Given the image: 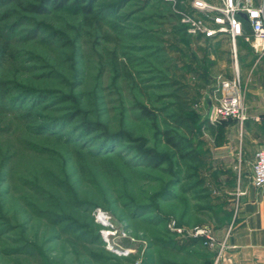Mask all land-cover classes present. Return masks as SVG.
<instances>
[{"label":"rangeland","instance_id":"rangeland-1","mask_svg":"<svg viewBox=\"0 0 264 264\" xmlns=\"http://www.w3.org/2000/svg\"><path fill=\"white\" fill-rule=\"evenodd\" d=\"M22 1L0 0V81L12 101L0 112V264H99L89 249L106 264H195L186 243L205 245L172 231L168 221L208 224L211 205L229 188L219 146L234 120L209 119L208 101H218L222 80L237 72L242 98L264 82L263 68L238 64L237 71L228 40L189 34L161 0H94L102 24L96 32L76 0L60 9ZM174 78L188 86L201 126L194 141L206 149L188 191L161 132L172 102L166 83ZM143 107L157 118H146ZM82 121L100 128L84 138ZM135 146L169 161L145 164ZM163 191L168 195L159 196ZM63 218L78 231H65Z\"/></svg>","mask_w":264,"mask_h":264},{"label":"crops","instance_id":"crops-1","mask_svg":"<svg viewBox=\"0 0 264 264\" xmlns=\"http://www.w3.org/2000/svg\"><path fill=\"white\" fill-rule=\"evenodd\" d=\"M258 3L264 4V0H258ZM248 35L250 33L245 32V35L237 38L238 64L264 70V51L254 47L246 38ZM213 40H228L229 53L235 62L231 37L220 35ZM248 90L241 98L247 119L243 123L236 120L230 122L225 129L226 140L219 146L226 160L220 158L222 161L218 164L224 165L229 172L226 177L229 188L218 193L215 205H211V209L215 210L208 224L214 228L218 246L223 245L224 250L217 261L219 247L204 246L198 249L196 244L186 243V247L194 253L195 264H264V185L257 186L252 181L256 152L264 150V82ZM211 101L215 104L217 99ZM200 149L202 156L206 151L204 143ZM219 174L217 172L215 176L219 177ZM194 241L203 245L200 240Z\"/></svg>","mask_w":264,"mask_h":264},{"label":"built area","instance_id":"built-area-1","mask_svg":"<svg viewBox=\"0 0 264 264\" xmlns=\"http://www.w3.org/2000/svg\"><path fill=\"white\" fill-rule=\"evenodd\" d=\"M180 16L181 23L189 34L215 39L220 35L231 37L232 53L238 71L237 38L245 35V23L241 13L247 14L250 35L246 38L253 46H262L264 51V4L256 0H165ZM241 77L237 72L230 79L222 80V94L214 104L211 120H236L243 123L247 119L245 107L238 90ZM252 181L257 186L264 185V150L256 152L252 170ZM172 231L200 240L209 248L219 247L217 261L222 255L224 246H218L219 240L210 224H197L192 227L181 226L175 219L168 221Z\"/></svg>","mask_w":264,"mask_h":264},{"label":"trees","instance_id":"trees-1","mask_svg":"<svg viewBox=\"0 0 264 264\" xmlns=\"http://www.w3.org/2000/svg\"><path fill=\"white\" fill-rule=\"evenodd\" d=\"M4 3H16V4H22V0H1V2ZM78 2L80 11L83 15L84 23L87 27L90 28V30H93L94 32L98 31V28L102 26L101 22L99 21L97 15H95V6H94V0H76ZM70 0H43V4H51L54 6V8L60 9L66 6ZM163 3L170 4L169 2H166L165 0H161ZM258 2V1H256ZM171 5V4H170ZM28 10L32 12H44L45 7L43 8V5H30L28 6ZM176 13V12H175ZM178 16V20L180 21V16L176 13ZM245 23V30L247 33H250V27L247 23L246 19H243ZM180 25L183 27V30L186 31L185 26L179 22ZM201 39L205 40H213L210 38H203L202 36H198ZM239 41V40H238ZM239 46V42H238ZM115 65L117 66V58L115 55L112 56ZM166 86L170 90V97L172 98V102L169 104V106L164 109L165 111V117L164 120L167 124V129L162 130V138L167 143L169 147L172 148V150L176 154V161H177V167H178V174L177 171H175V176L178 175V178H180V174L183 173V180L184 182L181 185L182 190L188 191L192 188L191 185L187 186L186 183L192 180L194 175H197L198 168L201 167L203 164V158L201 156V149L200 145L203 143L200 141V143L196 144L194 141V137L197 130L200 129V124L196 123L195 117L191 114L190 111V93L188 91V86L183 83L182 80L179 79H172L168 83H166ZM10 93L11 89L7 82L0 81V112H6L10 110V106H12V101L10 99ZM45 95H42L40 98H44ZM142 114L146 118H152L156 119L157 115H153L152 111L148 110L147 108L143 107ZM79 113H77L78 115ZM76 114L69 115L68 118H66V122H72L75 120ZM231 120V119H228ZM62 123V122H61ZM60 123V124H61ZM68 123V122H67ZM59 124V123H58ZM82 133L84 138H87L88 136H92L95 134L98 130L99 125L90 124L88 121L83 122L82 121ZM103 136V137H102ZM102 138L107 136L106 134H102ZM96 139H99V136H96ZM106 138V137H105ZM110 139V137L108 138ZM107 141H104L101 143V145L104 147H109V143H111V139ZM136 153H140L142 156V162L145 164H148L153 167H160L164 163H166L168 160V156L166 154H156L153 150L144 148V147H133ZM174 171H171L170 173L174 175ZM204 178L200 177L198 180V184H203ZM159 196H166L168 195L166 192L158 193ZM60 224L63 225V229L70 233H76L78 230L71 229L69 225H64L67 221V218L61 219ZM66 220V221H65ZM75 235V234H74ZM78 238V236H77ZM28 252V251H26ZM88 254L91 255L92 258L95 259L96 262L99 264H106L107 260L106 258L101 255L100 252L89 249ZM171 264H178V263H171Z\"/></svg>","mask_w":264,"mask_h":264},{"label":"water","instance_id":"water-1","mask_svg":"<svg viewBox=\"0 0 264 264\" xmlns=\"http://www.w3.org/2000/svg\"><path fill=\"white\" fill-rule=\"evenodd\" d=\"M241 16L244 17L245 19H247V14L246 13H241ZM213 108H214V104L211 100L208 101V107H207V117L210 119L213 113Z\"/></svg>","mask_w":264,"mask_h":264}]
</instances>
